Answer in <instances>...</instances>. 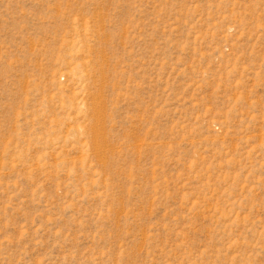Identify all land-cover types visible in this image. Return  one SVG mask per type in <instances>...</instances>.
Instances as JSON below:
<instances>
[{"label":"rangeland","instance_id":"374dc122","mask_svg":"<svg viewBox=\"0 0 264 264\" xmlns=\"http://www.w3.org/2000/svg\"><path fill=\"white\" fill-rule=\"evenodd\" d=\"M0 264H264V0H0Z\"/></svg>","mask_w":264,"mask_h":264}]
</instances>
